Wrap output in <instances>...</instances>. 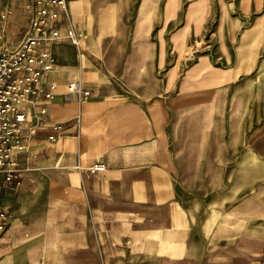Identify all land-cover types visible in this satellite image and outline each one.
I'll return each instance as SVG.
<instances>
[{
	"label": "rangeland",
	"instance_id": "1",
	"mask_svg": "<svg viewBox=\"0 0 264 264\" xmlns=\"http://www.w3.org/2000/svg\"><path fill=\"white\" fill-rule=\"evenodd\" d=\"M97 3L95 41L96 19L110 15L99 52L79 51L111 94L139 105L151 123L159 118L166 179L153 189L168 192L156 204H167V230L181 240L177 256L264 264V0ZM67 9L78 41L83 21ZM210 73L215 81L203 84ZM208 90L211 104L199 103ZM248 148L260 173L246 159ZM248 168L252 184L243 174ZM163 231L157 240L169 234Z\"/></svg>",
	"mask_w": 264,
	"mask_h": 264
},
{
	"label": "crops",
	"instance_id": "2",
	"mask_svg": "<svg viewBox=\"0 0 264 264\" xmlns=\"http://www.w3.org/2000/svg\"><path fill=\"white\" fill-rule=\"evenodd\" d=\"M31 2L7 0L0 6L5 44L13 45L26 30ZM97 2L67 3L72 19L83 21L77 48L70 43L47 47L55 61L43 77V85L53 87L50 98L33 108L25 151L17 156L19 179L6 184L0 178V209L8 215L0 236V264H198L193 257L177 256L181 240L167 230V204H156L168 197L164 188L157 193L153 189L166 179L159 118L151 123L139 105L111 94L93 60L80 54L81 49L99 52L102 23L110 15L96 19L95 41L90 25ZM63 21L71 26L67 12ZM72 76L90 90L89 97H65ZM214 77L210 73L202 83L210 85ZM212 94L204 92L199 103L211 104ZM39 109L44 113L37 114ZM245 154L260 173L252 150ZM99 164L100 172L89 171ZM247 177L254 183V177ZM162 231L169 234L157 240Z\"/></svg>",
	"mask_w": 264,
	"mask_h": 264
},
{
	"label": "built area",
	"instance_id": "3",
	"mask_svg": "<svg viewBox=\"0 0 264 264\" xmlns=\"http://www.w3.org/2000/svg\"><path fill=\"white\" fill-rule=\"evenodd\" d=\"M67 0H32L27 6L26 30L13 45L0 36V178L10 184L18 180L17 156L25 151L27 125L35 119L33 108L49 100L52 85L45 87L43 77L54 68L55 61L47 47L51 43H70L77 48L79 38L63 21ZM2 14L0 19H3ZM65 97L71 94L87 98L91 92L79 84L77 77L67 81ZM39 109L37 114H43ZM49 136L48 140L52 141ZM103 165H94L90 172H100ZM8 225V215L0 209V236Z\"/></svg>",
	"mask_w": 264,
	"mask_h": 264
},
{
	"label": "bare ground",
	"instance_id": "4",
	"mask_svg": "<svg viewBox=\"0 0 264 264\" xmlns=\"http://www.w3.org/2000/svg\"><path fill=\"white\" fill-rule=\"evenodd\" d=\"M76 45H78V42L76 41Z\"/></svg>",
	"mask_w": 264,
	"mask_h": 264
}]
</instances>
